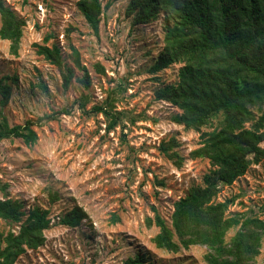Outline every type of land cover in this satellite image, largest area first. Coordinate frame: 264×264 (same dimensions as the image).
I'll use <instances>...</instances> for the list:
<instances>
[{
	"label": "rangeland",
	"instance_id": "374dc122",
	"mask_svg": "<svg viewBox=\"0 0 264 264\" xmlns=\"http://www.w3.org/2000/svg\"><path fill=\"white\" fill-rule=\"evenodd\" d=\"M1 1L23 26L15 53L0 38V121L10 127L32 122L37 140L0 141V201H17L22 220L39 207L50 221L43 245L26 249L13 264H124L134 258L141 264H207L206 246L158 248V228L148 226L158 215L171 229L175 204L204 185L214 168L190 154L223 119L219 112L200 130L189 129L178 122L177 105L156 98L158 90L178 84L184 65L154 70L173 18L159 9L139 22L136 12L129 13L130 0H98L94 33L80 0ZM39 47L55 48L58 62ZM96 108L116 115L113 127ZM215 202L227 203L228 217L264 224V156L232 184H219ZM75 206L88 220L61 225ZM19 225L0 220V234H17ZM238 228L227 233L226 244ZM248 264H264V234Z\"/></svg>",
	"mask_w": 264,
	"mask_h": 264
},
{
	"label": "trees",
	"instance_id": "16d2710c",
	"mask_svg": "<svg viewBox=\"0 0 264 264\" xmlns=\"http://www.w3.org/2000/svg\"><path fill=\"white\" fill-rule=\"evenodd\" d=\"M78 7L96 33L101 14L99 1L80 0ZM159 9L166 11L175 25L154 70L174 62L184 65L178 84L158 90L156 98L177 105L182 111L177 120L189 129L200 130L219 112L223 119L211 133L201 135L200 147L190 154L208 159L214 170L203 178L202 187L191 188L175 204L171 229L158 215L153 222L148 221V226L158 228L153 242L169 251L179 246H206L210 250L204 257L207 264H248L259 253L264 224L255 218L240 222L236 216H226L227 203H217L215 197L219 184H232L264 156V0H130L129 13L136 12L139 22L154 18ZM0 19V38L9 41L10 51L15 53L23 22L1 0ZM38 50L47 60L58 62L55 48ZM7 88L1 87L5 97ZM94 110L109 118V127H113L115 114L101 108ZM58 114L62 113L55 115ZM52 117L44 116L38 121ZM32 125L27 121L10 127L2 118L0 141L20 138L25 144L34 143L37 136ZM49 198L51 202L56 200L55 195ZM23 216L17 201H0V220L20 223L17 234H0V264H13L26 249L35 250L45 241L48 211L35 207L24 220ZM83 220H88L87 214L75 206L60 224L77 226ZM238 226L226 244L227 233ZM140 260L128 259L124 264H141Z\"/></svg>",
	"mask_w": 264,
	"mask_h": 264
}]
</instances>
